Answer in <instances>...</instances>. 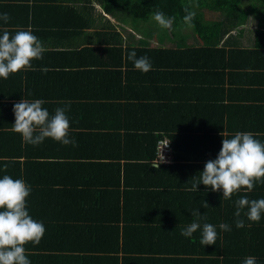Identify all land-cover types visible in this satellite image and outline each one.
<instances>
[{
    "label": "crops",
    "instance_id": "obj_1",
    "mask_svg": "<svg viewBox=\"0 0 264 264\" xmlns=\"http://www.w3.org/2000/svg\"><path fill=\"white\" fill-rule=\"evenodd\" d=\"M103 4L102 0H0V14L7 13L10 17L7 23L0 19V35L4 30L14 34L17 30L30 29L45 48L42 59L31 61L34 70L19 71L10 74L7 79L0 77V178L10 175L30 185L31 193L26 198L29 215L42 222L41 215L48 213L52 224L38 245L29 242L24 246L26 255L31 264H217L215 260L210 263L203 258L202 255H208L216 259L217 247L211 246V251L202 253L200 234L192 235V238L198 236V239L190 244L179 238L183 236V228H179L174 237L170 232L172 225L187 227L196 221L197 218L191 215L193 209H198L201 213L199 222L202 221L205 211L199 195L204 192L205 185L198 194L184 192L182 195L178 192L169 193L167 187L158 185L163 183L167 186L171 181L179 183L182 190L189 191L192 179H197L204 169L201 165L205 166L208 160L218 156L222 147V134L225 138H231L228 134L234 136L236 132H243L242 127H248L245 132H254V138L264 143V129H259L264 123L258 118L255 121L253 118L247 120L238 113V117H231L230 120L226 112L225 121L219 118L216 124H211L204 119L196 128L197 118L187 113L188 122H192L194 127L188 131L190 135L183 138V147L190 150L180 161L181 166H185L181 167L178 179L173 180L163 173L160 174V183L156 181L154 186V179L144 170H126L128 159L119 150L112 158L101 155L99 158V153H106L103 150L104 139L96 143L98 138L93 140L87 136L81 138L69 134V138L76 141L73 146L51 138H45L39 145H32L25 143L21 135L17 138L9 137L15 123L14 104L22 99L30 101V97L38 96L42 91L68 95L73 90L75 94L84 97L83 104H87L86 109L82 108L84 111L95 110L94 102L102 104L96 110L99 112L104 109L105 123L99 118V123L94 121L95 124L103 128L115 123L118 125L121 119L117 114L119 106L116 101H119L121 91L120 76L109 72H100V75L94 76L96 70L89 69L95 68V65L104 67L110 63L118 64L121 60L120 49L128 45H140L143 43L141 39L148 41L151 46L168 45L154 43L156 30L153 36L144 34L131 17L119 9L108 12ZM247 33L240 36L243 37L239 40L241 46L251 45L252 40H246ZM234 35L238 36L239 33L235 31ZM42 68L48 71H41ZM222 85L226 92L237 86L228 81L219 86L196 84L193 85L196 87H186L183 92L202 91L205 94L211 89L214 95L222 91ZM10 96L18 97L10 99ZM85 116L94 118L93 113ZM261 117L264 119L263 115ZM68 119L71 126L73 120L70 117ZM250 122H256L251 127L257 129L252 130L247 125ZM85 124L89 125V122L85 121ZM82 127L72 128L84 130ZM94 162H98V165ZM110 162H114L117 167L103 168L104 163ZM72 163L83 164L79 175L83 174L85 178L79 177L81 182L76 180L79 175L75 167L71 166ZM155 163L158 164L156 161L152 164ZM5 164L8 165L7 169L4 168ZM77 181L81 183L80 187H87L82 182L90 186L89 191L82 193L80 198L73 191ZM209 190L207 188L206 195L213 193ZM252 191L254 193L250 195ZM252 191L242 189L228 201L233 203L242 196H247L249 200L261 199L264 183H256ZM209 205V214L214 217L217 206L213 200ZM72 206L83 208V230L73 229L77 220L70 209ZM42 207L48 210L42 211ZM226 208L225 204L223 209ZM230 217L233 216L230 214ZM260 221L264 222V215ZM89 222L94 224L88 225ZM60 224L65 225L64 232ZM244 235L248 245L249 236L247 233ZM155 239H164V243L167 240V243L161 245L159 253L150 250L151 242ZM139 240L144 242L140 244ZM233 242L239 243L234 237ZM228 247L232 250L234 244H228ZM256 249L261 256V263L264 261V247Z\"/></svg>",
    "mask_w": 264,
    "mask_h": 264
},
{
    "label": "trees",
    "instance_id": "obj_2",
    "mask_svg": "<svg viewBox=\"0 0 264 264\" xmlns=\"http://www.w3.org/2000/svg\"><path fill=\"white\" fill-rule=\"evenodd\" d=\"M102 1L106 11L119 9L135 20L136 23L148 21L157 10L162 11L168 17H174L175 20L170 29L173 45L168 47L151 46L148 45V41L141 39L143 43L140 45H128L120 49L121 60L118 64L110 63L104 67L95 65V68L91 67L89 69L96 70L94 76L100 75V72H109L120 76L121 89L119 90L121 91L118 96L119 101H116L119 106L117 114L121 119L118 125L115 123V125L103 128L95 124L94 121L99 123V118L103 119L105 123L104 109H100L99 112L96 110L102 104L94 102L93 109L96 111H84L82 108L86 109L87 106V104L86 106L83 104L84 97L75 94L73 90L68 95H55L58 93L42 91L38 96L30 97L32 100H44L45 103L42 107L46 108L50 115L54 114L55 109L58 107H70L66 111L67 117L73 120L69 128L70 136L81 138L87 136L93 140L98 138L96 143L104 139L105 149L103 150L106 153H99V158L100 155L112 158L115 152L119 150L120 154L128 159L125 165L126 170L129 168L130 170H144L154 179L152 184L154 186L163 173L167 174L168 178L178 179L181 167L185 166H181L180 161L185 158L186 153L188 155L190 150L183 147V143H185L183 138L185 139L186 136L190 135L187 133L194 127L192 122H188L187 113L197 118L196 128H199L198 124H201L204 119L211 124H216L219 118L220 121H225L226 112H228L230 120L231 117H236V114L239 113L245 116L247 120L253 118V121H255L258 118L264 123V119L261 117V115L264 116V0H194L198 7H193L196 17L192 27L183 22V16L185 15L183 9L184 6L189 5L190 0ZM203 9L209 11L208 17L205 16ZM210 12L214 14L211 15ZM136 26L144 34L150 36H153L154 31L159 28L155 20L151 21L148 27H142L139 23ZM234 30L239 33L238 36L234 35ZM248 30L253 33L251 45L248 47L241 46L239 40L243 37L240 36H244ZM189 39H192L194 44L190 43ZM132 51L136 52L137 58L141 56L149 58L152 64L150 71L144 73L134 67L133 61L127 58ZM225 81L232 83V85L236 83L237 86L233 89L232 87L229 88L226 92L222 85V91H218L214 95L211 89L205 94L202 91L199 93L191 91L185 94L183 92L186 87H196L193 86L196 84L219 86L224 84ZM17 97L10 96V99ZM64 97H67L66 101H64ZM101 102L106 104L104 101ZM228 103H233L236 106ZM89 113H93L94 118L85 116ZM79 121L82 123H79ZM85 121H88L89 125L85 124ZM253 123L256 124V122H250L247 125L252 129L251 125ZM75 126H83L82 128L85 129L75 130L72 128ZM96 128L100 129L97 130ZM253 129L257 128L253 127ZM259 129H264V126ZM242 130L245 132L248 127H242ZM18 135L20 136L14 131L9 133V137L14 136V138H17ZM228 135L232 137V133ZM253 135L256 136L254 132ZM162 138L169 140L174 160L169 163H158L160 165L157 168L152 163L156 161L158 141ZM94 164L98 165V162H94ZM71 166L75 167L76 174L79 175L82 172L83 164L81 166V163H72ZM108 167L116 168L117 165L114 162L103 164V168ZM201 167L204 166L201 165ZM79 177L85 178L83 174L77 176L76 180L80 182ZM194 181L192 179V183ZM45 182L49 183L48 181ZM176 182L178 181L176 180ZM82 183L87 187H80L81 183L77 181L76 188L73 190L79 198L83 195L82 193H86L90 188L87 182ZM158 186L167 187L169 193L178 192L182 195L184 192L187 194L191 192L192 194H198L202 190L203 183L197 186V191L182 190L179 183H172L171 181L167 186L163 183ZM207 188L211 189L210 186H205L204 192L202 191L199 195L202 209L205 212L202 214V221L199 222L201 228L193 235L200 234L201 239L203 224L210 223L214 225L218 234L216 245L203 246L200 241L199 244L202 246V253H207L211 251V246H216L217 251L215 252L218 256L214 259L213 256L202 255L205 261L214 263L215 260L217 264H243L246 257L253 256L256 258L257 264L264 263V261L260 263L261 256L256 249L260 246L264 247L263 220L260 222L249 221L244 212L240 218L244 220L245 226L237 228L235 224L236 217L234 216L235 202L230 203L228 200H224L221 191H212L211 189L209 191L213 193L206 195ZM253 193L254 191L250 195ZM189 197L191 198L190 195ZM212 200L213 204L217 206L214 217L209 214L211 210L209 204L212 203ZM205 202L209 205L208 207L203 206ZM225 204L227 206L226 210L233 217H230L228 211L226 213V210L223 209ZM40 209L42 211L44 209L48 210V208L43 207ZM70 209L75 220H77L73 225V229L83 230L85 226L82 219L83 208L72 206ZM244 210H247V208ZM263 215L264 213L261 214V216ZM41 219L45 227L44 234H46L52 227L51 219L48 213L41 215ZM221 223L228 224L231 231L221 230L219 228ZM92 224L94 223L89 222L88 225ZM59 226L64 232L65 225L60 224ZM179 228L184 229L185 227L178 224L175 227L170 226L173 237L177 235ZM245 233L248 234L250 239L248 245L245 243L247 241V239H244ZM182 237H179L180 240L189 241L190 244L195 241L194 239H198V236L194 238L192 236ZM233 237L239 243H234ZM143 242L144 240H139L140 244ZM165 243H167V240ZM165 243L164 239H155L151 242L150 250L159 253L161 252V245ZM228 244H234V248L230 250ZM243 248L245 251H243ZM246 248L250 251H247Z\"/></svg>",
    "mask_w": 264,
    "mask_h": 264
},
{
    "label": "clouds",
    "instance_id": "obj_3",
    "mask_svg": "<svg viewBox=\"0 0 264 264\" xmlns=\"http://www.w3.org/2000/svg\"><path fill=\"white\" fill-rule=\"evenodd\" d=\"M193 7H198L194 0L184 6L183 22L188 26H194L193 21L196 12ZM0 19L7 23L10 19L7 13L0 14ZM153 19L163 29H171L174 17L166 16L157 10ZM45 48L41 40L29 30H17L14 34L4 30L0 35V77L7 79L10 74L22 70H34L31 61L43 58ZM127 58L134 63V67L141 72L151 70L152 64L147 56L137 58L132 51ZM41 71L47 72V68ZM45 101L34 99L32 101L22 99L15 103L13 112L15 123L12 130L19 133L25 143L39 145L45 138H51L64 145L75 146L74 138H69L70 121L66 115L68 106L58 107L55 113L42 107ZM222 147L215 159L205 163L203 171L195 179L189 191H197V186L203 183L210 186L213 191L223 192V199L230 200L234 193L242 189L251 192L256 183H264V143L254 138L250 132H236L231 138H225L222 134ZM169 143V142H168ZM159 148V161L165 162ZM158 168V164H153ZM7 164L4 168L7 169ZM195 178V177H194ZM31 193V186L23 179H14L10 175L0 178V264H31L26 255L25 245L29 242L38 245L45 233L42 222L34 220L27 209V197ZM204 207H208L207 202ZM247 208L244 215L249 221L259 222L264 213V198L249 200L242 196L235 201L236 227L245 226L241 219L242 211ZM191 215L197 218L181 230V235L191 237L201 228L199 219L201 213L198 209L191 210ZM219 228L223 231H231L226 223H221ZM216 227L210 223L202 226L200 243L204 245L216 244ZM243 264H257L256 258L248 256Z\"/></svg>",
    "mask_w": 264,
    "mask_h": 264
},
{
    "label": "rangeland",
    "instance_id": "obj_4",
    "mask_svg": "<svg viewBox=\"0 0 264 264\" xmlns=\"http://www.w3.org/2000/svg\"><path fill=\"white\" fill-rule=\"evenodd\" d=\"M203 10L205 12V16L208 17V12L209 11H207L205 9H203ZM210 13H211V15L214 14L213 12H210ZM153 20L154 19H153V16H152L148 21H146V22L145 21L137 22V24L139 23L142 27H145V26L148 27L150 25V22L153 21ZM233 32H235V31H233ZM155 35H156L155 36L156 39L153 40V41H155L154 42L155 44H158L156 42H159V43H161V45H166V46L167 45L169 46V45L173 44V38H172V35L170 33V29H163V28H161L159 26V28L156 29ZM252 35H253L252 31L251 32L249 31L247 33L246 40H251ZM189 42L194 44L192 39H189Z\"/></svg>",
    "mask_w": 264,
    "mask_h": 264
},
{
    "label": "built area",
    "instance_id": "obj_5",
    "mask_svg": "<svg viewBox=\"0 0 264 264\" xmlns=\"http://www.w3.org/2000/svg\"><path fill=\"white\" fill-rule=\"evenodd\" d=\"M167 138H162L158 141V151H157V158H156V162L157 163H169V162H172L174 159H173V153H172V146L170 144V142ZM168 143L165 147H163L161 149V152H162V155L164 156L165 158V162H160L158 159H159V148L161 145L163 144H166Z\"/></svg>",
    "mask_w": 264,
    "mask_h": 264
}]
</instances>
